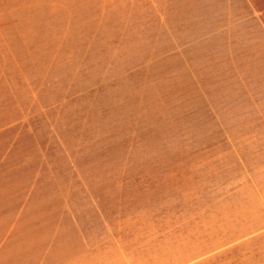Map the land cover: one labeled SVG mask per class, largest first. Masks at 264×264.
Masks as SVG:
<instances>
[{"label": "rangeland", "instance_id": "1", "mask_svg": "<svg viewBox=\"0 0 264 264\" xmlns=\"http://www.w3.org/2000/svg\"><path fill=\"white\" fill-rule=\"evenodd\" d=\"M194 5L199 11L200 0H186L170 3L167 18L90 19L36 35V67H25L36 139L51 140L58 188L66 176L74 207L88 204L90 244L104 229V252L99 240L89 264H160V236L191 251L204 225L223 235L225 164L209 161L208 105L162 82L161 57L191 31ZM165 73L177 74L176 59L165 60Z\"/></svg>", "mask_w": 264, "mask_h": 264}, {"label": "crops", "instance_id": "2", "mask_svg": "<svg viewBox=\"0 0 264 264\" xmlns=\"http://www.w3.org/2000/svg\"><path fill=\"white\" fill-rule=\"evenodd\" d=\"M185 1L0 0V264H89L99 240L104 252L103 228L90 244L88 204L74 207L66 176L64 189L57 186L51 140L36 139V90L25 74L36 67V35L67 33L90 19L167 18L170 3ZM185 35L161 57L162 82L176 84L177 94H202L208 105L209 161L225 164L223 235L204 225L192 252L163 235L154 258L264 264V0H200ZM166 59L177 61L171 78Z\"/></svg>", "mask_w": 264, "mask_h": 264}]
</instances>
